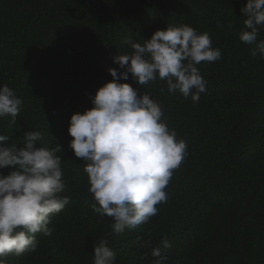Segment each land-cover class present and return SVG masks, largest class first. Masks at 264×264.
Listing matches in <instances>:
<instances>
[{
    "label": "trees",
    "instance_id": "1",
    "mask_svg": "<svg viewBox=\"0 0 264 264\" xmlns=\"http://www.w3.org/2000/svg\"><path fill=\"white\" fill-rule=\"evenodd\" d=\"M247 0H0V86L22 100L16 124L0 118V135L62 159L68 203L53 213L50 236L37 249L9 254L7 264H93V243L107 239L115 264H264V58L239 40ZM187 24L208 33L220 60L197 67L207 81L198 102L169 94L157 78L146 85L120 80L160 104L164 120L184 140L187 156L166 186V202L149 222L121 234L110 217L92 211L84 161L69 148L70 117L92 107L91 97L112 80L113 58L130 55L126 40L143 43L156 30ZM231 25V27H229ZM264 40L261 28L258 41ZM10 169H4L8 174ZM150 247H142L145 240ZM172 245L163 249L161 240Z\"/></svg>",
    "mask_w": 264,
    "mask_h": 264
},
{
    "label": "clouds",
    "instance_id": "2",
    "mask_svg": "<svg viewBox=\"0 0 264 264\" xmlns=\"http://www.w3.org/2000/svg\"><path fill=\"white\" fill-rule=\"evenodd\" d=\"M240 12L246 19L239 40L255 45L252 56L264 58V40L258 41L264 28V0H247ZM142 41H125L132 53L113 58L118 67L107 70L112 80L91 97L90 109L70 117L67 130L73 138L69 148L84 161L95 201L92 211L110 217L115 234L147 223L158 213L156 205L166 202L165 188L173 171L188 154L186 142L177 140L175 130L168 128L162 106L119 81L129 80V74L138 85L159 78L169 94L191 96L196 103L207 91L197 66L222 57L208 33H198L187 24L156 30ZM21 106L13 89L0 86V118L10 116L16 124ZM41 139L40 132L28 131L18 148L8 144L7 135H0V264H7L9 254L35 252V234L50 236L51 215L68 203V197L60 195L66 189L62 159L56 154L61 148L35 147ZM4 169H10L7 175ZM107 244V239L93 243V264H115L116 253ZM161 244L163 249L172 246L166 238ZM150 245L149 238L142 247ZM151 255L160 258L157 264L165 258L159 247Z\"/></svg>",
    "mask_w": 264,
    "mask_h": 264
}]
</instances>
